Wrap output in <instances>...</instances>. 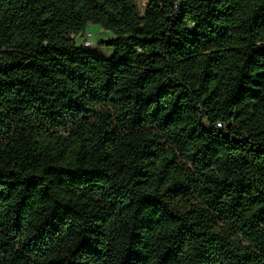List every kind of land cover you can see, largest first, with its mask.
I'll list each match as a JSON object with an SVG mask.
<instances>
[{"label":"trees","instance_id":"16d2710c","mask_svg":"<svg viewBox=\"0 0 264 264\" xmlns=\"http://www.w3.org/2000/svg\"><path fill=\"white\" fill-rule=\"evenodd\" d=\"M0 264H264V0H0Z\"/></svg>","mask_w":264,"mask_h":264},{"label":"rangeland","instance_id":"374dc122","mask_svg":"<svg viewBox=\"0 0 264 264\" xmlns=\"http://www.w3.org/2000/svg\"><path fill=\"white\" fill-rule=\"evenodd\" d=\"M148 1L149 0H138L142 11L145 9ZM86 31L92 33L95 44L91 47H83L84 51L91 52L98 55V57L112 58L114 56V48L112 46L101 44L103 40H111L116 37L113 31L106 30L100 24L94 23L89 24ZM76 40L79 45L82 44L83 37L81 34L76 37Z\"/></svg>","mask_w":264,"mask_h":264},{"label":"built area","instance_id":"2783aa9c","mask_svg":"<svg viewBox=\"0 0 264 264\" xmlns=\"http://www.w3.org/2000/svg\"><path fill=\"white\" fill-rule=\"evenodd\" d=\"M81 36L83 37V41L81 44L83 47H91L95 44L93 40V35L91 32L86 31L85 33L81 34ZM222 126L223 124L221 122L217 123L216 125L217 128H221Z\"/></svg>","mask_w":264,"mask_h":264},{"label":"crops","instance_id":"0c3cea01","mask_svg":"<svg viewBox=\"0 0 264 264\" xmlns=\"http://www.w3.org/2000/svg\"><path fill=\"white\" fill-rule=\"evenodd\" d=\"M89 26V25H88Z\"/></svg>","mask_w":264,"mask_h":264},{"label":"water","instance_id":"95a60500","mask_svg":"<svg viewBox=\"0 0 264 264\" xmlns=\"http://www.w3.org/2000/svg\"><path fill=\"white\" fill-rule=\"evenodd\" d=\"M83 34V33H82Z\"/></svg>","mask_w":264,"mask_h":264}]
</instances>
